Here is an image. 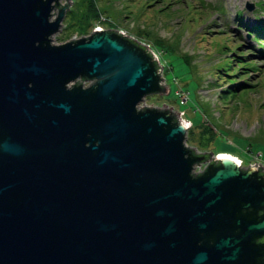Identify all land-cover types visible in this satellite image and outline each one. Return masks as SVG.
Wrapping results in <instances>:
<instances>
[{"label": "water", "instance_id": "water-1", "mask_svg": "<svg viewBox=\"0 0 264 264\" xmlns=\"http://www.w3.org/2000/svg\"><path fill=\"white\" fill-rule=\"evenodd\" d=\"M70 4L0 0V264H264V168L139 107L168 93L145 45L53 44Z\"/></svg>", "mask_w": 264, "mask_h": 264}, {"label": "rangeland", "instance_id": "rangeland-1", "mask_svg": "<svg viewBox=\"0 0 264 264\" xmlns=\"http://www.w3.org/2000/svg\"><path fill=\"white\" fill-rule=\"evenodd\" d=\"M246 3L253 4L251 12ZM95 5L98 15L88 32L123 33L159 62L168 93L146 96L140 108L166 107L178 114L194 133L185 146L198 153L225 152L241 162L240 168L257 163L264 168V56L258 54L264 45L247 32L264 26V0H95ZM65 14L53 44L86 37L64 30ZM238 83L255 86L234 92ZM205 130L213 136L210 143L201 135ZM198 139L209 145L196 146Z\"/></svg>", "mask_w": 264, "mask_h": 264}, {"label": "trees", "instance_id": "trees-1", "mask_svg": "<svg viewBox=\"0 0 264 264\" xmlns=\"http://www.w3.org/2000/svg\"><path fill=\"white\" fill-rule=\"evenodd\" d=\"M72 2H73L72 6L65 14L66 19H65L64 30L65 29H75V31L77 32V35L82 36L86 33V36H88L91 33V32H88L89 26L96 19L98 15V9L95 5V0H72ZM152 3L153 1L150 2L148 5L150 6V4ZM161 10L162 11L167 10L166 6L163 7ZM237 19H238V22L241 23L239 14L237 15ZM250 30L251 31H247V32H249V34L252 35V39H254L255 41H259L264 45V26H255V27H252ZM258 54L261 56H264V51L262 50ZM242 70L246 72L250 70L253 71L252 68L251 69L249 68L240 69V71ZM243 74L246 75L247 73L244 72ZM254 86L255 85H249L248 87V85L246 84L238 83V84H234L232 88L235 90L234 92H238L240 91V89H244V88L250 90ZM223 93L226 94L228 93V91H224ZM201 135L207 138L208 140L206 141H208L209 143L213 140V136L210 133L207 135L206 130L204 132L202 131ZM193 140H194V133L191 130V127H189L186 131V143L192 142ZM205 145H209V144L204 141L202 142L200 139L196 141V146H199L202 149H204V147H207ZM219 154H225V152L214 153V155H219ZM204 165L206 166L207 163H204Z\"/></svg>", "mask_w": 264, "mask_h": 264}, {"label": "built area", "instance_id": "built-area-1", "mask_svg": "<svg viewBox=\"0 0 264 264\" xmlns=\"http://www.w3.org/2000/svg\"><path fill=\"white\" fill-rule=\"evenodd\" d=\"M122 35H124L125 36V34H123V33H121ZM179 121H183L182 119L181 120H179ZM185 122V121H184ZM236 163L240 166L241 165V163L239 162V161H236ZM198 171L200 172V170H197L195 173H198Z\"/></svg>", "mask_w": 264, "mask_h": 264}, {"label": "bare ground", "instance_id": "bare-ground-1", "mask_svg": "<svg viewBox=\"0 0 264 264\" xmlns=\"http://www.w3.org/2000/svg\"><path fill=\"white\" fill-rule=\"evenodd\" d=\"M225 155H227V154H225ZM219 157H224V155H223V154H221V155H219ZM227 157H231V156H227Z\"/></svg>", "mask_w": 264, "mask_h": 264}]
</instances>
